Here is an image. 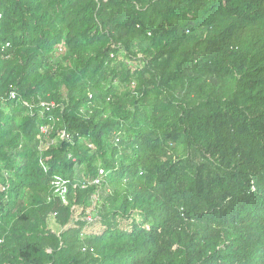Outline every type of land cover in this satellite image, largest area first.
Segmentation results:
<instances>
[{
    "label": "trees",
    "instance_id": "trees-1",
    "mask_svg": "<svg viewBox=\"0 0 264 264\" xmlns=\"http://www.w3.org/2000/svg\"><path fill=\"white\" fill-rule=\"evenodd\" d=\"M0 264H264V0H0Z\"/></svg>",
    "mask_w": 264,
    "mask_h": 264
},
{
    "label": "built area",
    "instance_id": "built-area-1",
    "mask_svg": "<svg viewBox=\"0 0 264 264\" xmlns=\"http://www.w3.org/2000/svg\"><path fill=\"white\" fill-rule=\"evenodd\" d=\"M10 97L12 99L17 98V94H16V92L14 90H12L10 92ZM25 105L31 106V104L29 102H25ZM41 106L48 108V105L45 102H41ZM42 131L43 132H47L48 131V127L43 126L42 127ZM61 137L62 138H66V139L70 138L69 134H67V132L65 130H63L61 132ZM89 146L91 148H93V144H90ZM108 174H109L108 170H106L104 167H100L99 174H98L97 178L93 182L95 184H97V185L101 184L106 179ZM68 183H69L68 179L63 178L60 175H55L54 178L52 179V189H53V191H52V195L50 196V198H52L54 196H57V197H60V199L63 202H66L67 201V193H68ZM56 215H57V213L51 214L50 215V219H52V218L56 219Z\"/></svg>",
    "mask_w": 264,
    "mask_h": 264
},
{
    "label": "rangeland",
    "instance_id": "rangeland-1",
    "mask_svg": "<svg viewBox=\"0 0 264 264\" xmlns=\"http://www.w3.org/2000/svg\"><path fill=\"white\" fill-rule=\"evenodd\" d=\"M99 193H104L103 190H100ZM97 194L96 196H98ZM97 202L92 203V205L87 208L85 214H82V208L80 207H75L74 209V217L75 218H83V219H88L92 220L94 217H96L97 214ZM48 225L45 226L46 229H50L51 231H54L56 233H60V226L57 224L55 218L49 219L47 222Z\"/></svg>",
    "mask_w": 264,
    "mask_h": 264
}]
</instances>
